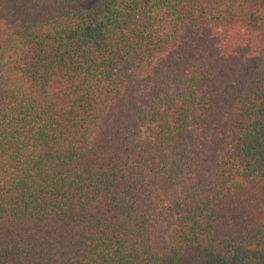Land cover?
I'll return each mask as SVG.
<instances>
[{
	"label": "trees",
	"instance_id": "trees-1",
	"mask_svg": "<svg viewBox=\"0 0 264 264\" xmlns=\"http://www.w3.org/2000/svg\"><path fill=\"white\" fill-rule=\"evenodd\" d=\"M0 264H264V0H0Z\"/></svg>",
	"mask_w": 264,
	"mask_h": 264
},
{
	"label": "rangeland",
	"instance_id": "rangeland-1",
	"mask_svg": "<svg viewBox=\"0 0 264 264\" xmlns=\"http://www.w3.org/2000/svg\"><path fill=\"white\" fill-rule=\"evenodd\" d=\"M156 130H157V127L155 124H148L143 129V138L144 139H151L154 136V133Z\"/></svg>",
	"mask_w": 264,
	"mask_h": 264
}]
</instances>
